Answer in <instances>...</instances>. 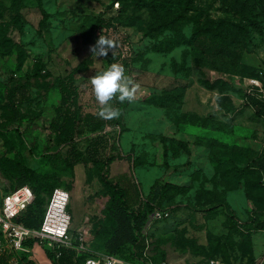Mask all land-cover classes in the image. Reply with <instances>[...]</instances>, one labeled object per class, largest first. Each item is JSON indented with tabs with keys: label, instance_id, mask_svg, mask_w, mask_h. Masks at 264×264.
Returning a JSON list of instances; mask_svg holds the SVG:
<instances>
[{
	"label": "rangeland",
	"instance_id": "rangeland-1",
	"mask_svg": "<svg viewBox=\"0 0 264 264\" xmlns=\"http://www.w3.org/2000/svg\"><path fill=\"white\" fill-rule=\"evenodd\" d=\"M110 2L0 0V191L18 187V164L36 169L42 177L38 196L44 205L50 188L67 189L72 232L89 228L91 248L96 251L95 235L107 223L110 201L106 162L120 155L129 160L115 161L108 180L131 195L137 190L145 200L157 183L174 186L160 199L169 216L146 229L149 257L167 264H200L212 258L251 264L264 255V231L247 233L254 220L264 219V185H258L257 174H242L237 168L264 153V121L254 116L244 100L250 93L263 94L259 71L264 70V0H195L186 36L191 38L197 27L213 24L228 34L226 46L208 34L195 41L196 51L181 46L170 53L151 49L155 42L145 35L150 11L126 6L122 20L137 50L130 76L139 87L118 126L99 115L102 106L90 82L110 65L107 58L112 50L108 57L92 51L97 19L113 14ZM254 73L259 77H253ZM69 75L78 88L75 142L85 154L74 168L64 163L69 147L56 145L51 125L61 102L55 82ZM201 82L216 83L234 110L219 109L217 88L208 90ZM21 88L24 95L18 91ZM163 90L179 98L184 95V104L147 103L152 94ZM11 101L21 111L20 124L9 121ZM191 114L230 127L218 131L183 117ZM195 137L203 138L204 145H192ZM96 138L102 139L97 158L86 150ZM209 138L217 141L214 151L207 147ZM170 140L191 145L190 154L176 145L174 152ZM212 154L218 164L211 162ZM3 255L8 254L0 252V264H8ZM29 255L38 264H52L44 248L34 247Z\"/></svg>",
	"mask_w": 264,
	"mask_h": 264
},
{
	"label": "trees",
	"instance_id": "trees-1",
	"mask_svg": "<svg viewBox=\"0 0 264 264\" xmlns=\"http://www.w3.org/2000/svg\"><path fill=\"white\" fill-rule=\"evenodd\" d=\"M119 3V9L114 13V4ZM195 0H111L109 4L110 12L114 13L111 18H106L105 14L101 15L95 24L93 30V37L95 42L97 41V30L100 27H111L114 24L122 28H126L122 16L125 9L128 6H136L141 9H147L150 11V21L146 28L145 35L148 38L154 40V45L152 46V51L155 53H170L178 47L190 46L193 51H196V46L194 43L196 40L200 39L204 35L212 34L217 37L219 45L226 46L225 41L228 40V34L224 33L221 27L214 26L213 24H206L202 28L197 27L196 32L191 38L187 37L184 30L188 25L189 16L188 14L192 12L194 8ZM127 6V7H126ZM126 7V8H125ZM188 53V52H187ZM108 57V55H107ZM137 57V51H136ZM133 60V63L136 60ZM113 53H110L109 58H107L108 63L111 64L114 60ZM183 62H186V58H183ZM136 64V63H134ZM177 64H175L176 66ZM126 73L130 75V71L127 70L128 64L125 66ZM177 71V68L175 69ZM262 74V81L264 86V70L259 71ZM253 77L258 78L257 73L252 74ZM204 87L208 90L216 89L215 84H210L208 82H201ZM55 87L59 89L61 95L60 106L56 110V117L52 121V129L55 133V143L57 146H68V156L64 163L70 168L79 165L85 154L80 150L76 141V135L78 133V111L76 109V101L78 98V88L75 81L71 75L66 78L55 82ZM221 97L218 98L219 109L225 112H231L234 110L233 104H231L230 99L225 91L217 88ZM22 95H24L25 90H18ZM225 98V99H224ZM226 102V105L222 104V101ZM245 105L253 111L255 117L262 119L264 121V88L263 94L250 93L245 95ZM147 103L157 107H166L168 104H184V95L182 97H177L174 92L169 90H163L160 94H152L148 99ZM227 103L229 106H227ZM114 108L119 109V116L109 119L111 125H119L124 110L128 105V101L120 102L117 99L113 101ZM9 111L11 116L9 121L12 124H20L22 122V114L18 105L15 102L9 104ZM184 118H188L190 122L200 121L205 127L209 128L214 126L216 130L222 131L225 128H229V124L217 122L210 117H201L199 115L191 114L184 115ZM189 122V123H190ZM179 123V122H178ZM176 124L181 126L182 124ZM103 124V123H102ZM232 128V127H231ZM210 129V128H209ZM195 145L203 146V138L195 137ZM208 149L214 151L217 141L209 138ZM173 145L174 152L175 148H181L186 153L190 154L189 144L185 142L170 140ZM176 145V146H175ZM102 139L96 138L90 142L86 148L87 153H91L92 156L98 157L99 151L101 150ZM175 146V148H174ZM181 146V147H180ZM220 146L226 147L224 144ZM179 150V149H178ZM234 151V147L231 148ZM225 158V157H223ZM129 160L123 156H111L108 158L107 173L105 174V186L110 196V201L106 206V218L107 223L102 226V228L97 231L95 235V246H97V252H103L120 257L130 263L135 264H146L147 260L144 257V252L147 247V235L146 226L152 215L157 211H168L162 209L160 206V199L163 193L174 186L171 183L162 185L157 183L153 186L149 197L145 200L142 199L140 193L136 190L134 195H131L126 188H121L108 180L109 167L118 160ZM219 160V159H218ZM215 159V154L211 156V162L218 164L219 161ZM236 167V166H235ZM237 168V167H236ZM242 174H257L259 176L258 185H264V153L250 159L248 166H243L242 168H237ZM17 185L20 188L23 186H29L35 193V200L33 204L28 208V210L22 215L18 220L23 223L26 227L32 229H40L44 213L45 205L44 200L38 196L41 189L38 183H42V177L37 172L36 169L30 167L29 165L23 163L18 164L15 171ZM176 187V186H175ZM15 188V189H16ZM57 187H52L51 193ZM234 228L236 229L237 223L232 220ZM247 233L250 231L260 232L264 231V219L254 220L247 229ZM74 233V232H73ZM76 234V233H74ZM248 237V236H247ZM25 246L31 251L26 252H16L8 253L7 257L9 260L12 257L18 259L19 264H38L36 259L29 255L35 245L34 241H27ZM39 247V246H38ZM44 248L47 252V257L52 262V264H83L85 256L78 255L76 249L60 247L56 249L47 248L45 246H40ZM129 250L131 252H129ZM2 257V256H1ZM3 257L1 259H3ZM150 259L154 261L153 257ZM225 261V260H224ZM228 262V261H227ZM252 262L251 264H253Z\"/></svg>",
	"mask_w": 264,
	"mask_h": 264
},
{
	"label": "built area",
	"instance_id": "built-area-1",
	"mask_svg": "<svg viewBox=\"0 0 264 264\" xmlns=\"http://www.w3.org/2000/svg\"><path fill=\"white\" fill-rule=\"evenodd\" d=\"M119 3L114 4L115 13L119 9ZM112 15H115V14ZM110 37L116 44L111 49L114 55V62L122 65L128 64L127 70L132 71L133 60L136 57V49L131 42L127 31L114 24L111 27H100L97 30V37L101 35ZM253 84L260 85L258 81L252 80ZM35 193L29 186L16 188L10 192L0 191V252L16 253L31 250L25 246L27 241H34L36 246H45L56 249L60 247L74 248L78 255L85 256L83 264H135L130 263L112 254L97 252L91 248V234L87 227L78 233L72 232L73 217L69 211L71 201L70 192L64 187H57L53 190L48 203L40 229L26 227L18 220L28 210L35 200ZM154 221L165 219L169 216L168 211L155 212ZM88 221V218H87ZM147 250V249H146ZM146 264H167L166 262L155 263L149 255L144 252ZM8 264H19L17 258L12 257ZM200 264H234L222 259L212 258ZM253 264H264V255L256 259Z\"/></svg>",
	"mask_w": 264,
	"mask_h": 264
},
{
	"label": "clouds",
	"instance_id": "clouds-1",
	"mask_svg": "<svg viewBox=\"0 0 264 264\" xmlns=\"http://www.w3.org/2000/svg\"><path fill=\"white\" fill-rule=\"evenodd\" d=\"M116 42L110 37L101 35L92 47L93 53L99 56H107ZM95 99L101 110L99 115L103 119L118 117L120 112L114 108L110 101L117 99L120 102H132L135 99L139 85L126 73L124 65L118 62L111 63L105 70L97 72L90 78Z\"/></svg>",
	"mask_w": 264,
	"mask_h": 264
},
{
	"label": "water",
	"instance_id": "water-1",
	"mask_svg": "<svg viewBox=\"0 0 264 264\" xmlns=\"http://www.w3.org/2000/svg\"><path fill=\"white\" fill-rule=\"evenodd\" d=\"M154 221V216L152 215L147 223L146 229H148L149 225Z\"/></svg>",
	"mask_w": 264,
	"mask_h": 264
},
{
	"label": "crops",
	"instance_id": "crops-1",
	"mask_svg": "<svg viewBox=\"0 0 264 264\" xmlns=\"http://www.w3.org/2000/svg\"><path fill=\"white\" fill-rule=\"evenodd\" d=\"M216 103H217V100H216ZM218 105V104H217ZM218 108H219V106H218ZM192 145H194V146H198V145H195V144H192ZM189 146H191V145H189ZM190 152H191V148H190ZM38 247V246H37ZM39 248H41V247H39Z\"/></svg>",
	"mask_w": 264,
	"mask_h": 264
}]
</instances>
